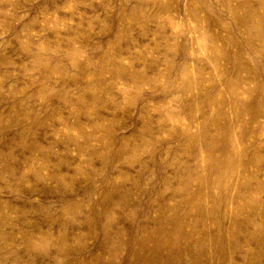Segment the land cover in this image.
<instances>
[{"label":"clouds","instance_id":"clouds-1","mask_svg":"<svg viewBox=\"0 0 264 264\" xmlns=\"http://www.w3.org/2000/svg\"><path fill=\"white\" fill-rule=\"evenodd\" d=\"M0 264H264V0H0Z\"/></svg>","mask_w":264,"mask_h":264}]
</instances>
